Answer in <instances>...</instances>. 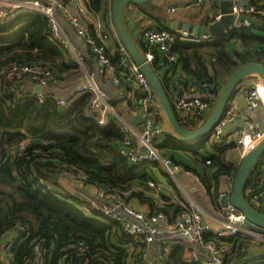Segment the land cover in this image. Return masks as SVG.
Here are the masks:
<instances>
[{
    "label": "trees",
    "instance_id": "trees-1",
    "mask_svg": "<svg viewBox=\"0 0 264 264\" xmlns=\"http://www.w3.org/2000/svg\"><path fill=\"white\" fill-rule=\"evenodd\" d=\"M152 3L138 8L155 18L160 9ZM252 5L263 9L264 0H253ZM87 7L90 13L102 19H107L110 11L113 19L109 0H88ZM157 20L162 24L167 19L158 17ZM157 29L170 28L161 25ZM262 29L257 24L251 29H236L213 43L178 42L172 54L178 57L180 72L185 76L178 79V86L184 89L202 83L225 86L243 66L264 64L261 51L264 36L256 32ZM48 34L49 21L39 14L20 15L9 24L0 22V240L14 234L21 241L12 248V264H35L39 258L44 264H86V258H91L89 255L78 258L76 252H72L69 258H63L66 249L78 242L86 243L96 258L105 260L106 264H132L143 246L125 235L120 226L93 211L85 199L69 192L60 181L81 175L85 178L78 180L81 185L127 194L128 203L136 208L143 206L147 215L164 212L170 223H174L185 208L167 195L160 193L155 197V190L149 185L158 182L155 170L167 178L173 195L182 201L181 193L163 170L152 164L131 166L119 154L121 134L114 125L100 127L85 116L90 94L79 98L64 112L54 104L39 105L16 96L15 82L7 79L16 63L53 66L68 77L80 75ZM138 46L145 52L142 42ZM156 55L158 60L162 58L160 53ZM177 73L175 68L174 76ZM177 117L187 130L203 126H191L187 119ZM208 140L206 137L189 145L167 135L159 149L174 165L197 176L211 203L220 210L221 180L233 181L239 163L230 162L233 145L209 147ZM23 142L27 144L21 150L19 146ZM263 166L264 158L254 169L247 186L264 185ZM245 198L249 202L246 192ZM206 239L226 245L233 256L255 242L243 236L217 239L213 234H208ZM38 245L43 250L41 256L36 252ZM169 258L168 264H188L183 244L174 246ZM248 263L264 264V257L249 259Z\"/></svg>",
    "mask_w": 264,
    "mask_h": 264
},
{
    "label": "built area",
    "instance_id": "built-area-1",
    "mask_svg": "<svg viewBox=\"0 0 264 264\" xmlns=\"http://www.w3.org/2000/svg\"><path fill=\"white\" fill-rule=\"evenodd\" d=\"M208 1L194 0L190 8H200ZM233 1L232 14L236 20L225 35L240 28L251 29L254 21L264 22V8L252 5L253 0ZM244 1L247 4L243 6ZM87 3L88 0H77L78 6L72 8L71 0H0L1 23L9 24L24 14L46 17L49 21L50 41L61 48L70 66L80 72V75L68 77L53 66L16 63L7 76L16 84V96L35 101L39 105L54 104L64 112L79 98L90 94L85 116L100 127L114 125L121 134L119 154L131 166L155 165L177 184L182 201L173 195L171 186L161 182L149 183L150 188L155 190L156 198L160 193L167 195L185 208V212L174 223H170L164 212L147 215L144 210L126 201L127 194L113 189L97 188L91 198L85 199L93 211L120 226L125 235L143 246L142 250H138L134 264H168L173 247L180 244L184 246V259L188 264H249V261H245L249 253L247 246L233 256L229 247L208 241L206 236L213 234L217 239L243 236L264 244V232L252 226L233 206L231 195L227 196L226 191H220V211L218 216H212L194 200L197 186L188 190L182 185L180 175L186 171L174 165L159 149L167 135L178 139L180 137L170 127L162 104L147 78L119 40L111 12L107 19H102V16L89 12ZM176 11V8L169 9L171 13ZM240 17L244 21H238ZM220 18L221 15L213 23ZM219 37L157 28H146L140 34L141 42L145 45L142 54L146 62L155 69L166 86L177 115L187 119L189 125L194 127L206 123L224 86L204 83L187 89L178 86V79H185V76L180 72L179 59L172 54V49L178 42L190 45L213 43ZM157 52L162 55L160 60L157 59ZM175 68L178 69L176 76ZM263 90V84L254 77L245 94L247 113L227 109L220 123L208 136L209 147L233 145L241 161L252 147L264 139V127L256 119L263 106ZM137 117H140V121L134 124ZM231 125L236 127L235 130L227 132ZM26 144L23 142L20 149L24 150ZM77 178L85 180L81 175ZM245 192L248 203L264 215V185L251 184ZM206 216L212 217L218 226L207 222ZM19 242L18 236L14 234L0 240V264H12V248ZM36 252L40 256L43 254L39 245L36 246ZM72 252H76L78 258L91 256L86 258V264H106L105 260L97 259L84 242L70 245L63 258H69ZM35 264L44 262L39 258Z\"/></svg>",
    "mask_w": 264,
    "mask_h": 264
},
{
    "label": "water",
    "instance_id": "water-1",
    "mask_svg": "<svg viewBox=\"0 0 264 264\" xmlns=\"http://www.w3.org/2000/svg\"><path fill=\"white\" fill-rule=\"evenodd\" d=\"M153 1L154 0H115L112 7L114 27L119 36V40L129 52L133 62L139 67L140 71L144 74L152 86L156 96L162 104L170 127L182 141L189 145L195 144L196 142L205 139L213 132V129L222 120L230 102L246 79L258 75L264 83V64L251 63L236 71L223 87L219 99L206 123L197 130H187L179 122L176 110L170 101L166 86L160 80V77L155 69L146 62L140 47L134 42L124 23L123 12L126 6L133 5L135 7H142L152 3ZM218 2L221 10V18L215 23L199 27L192 23H178L174 21L171 24L170 30L173 32L187 31L197 35L210 34L220 37L225 36L226 32L231 28L236 20L235 16L232 14V9L235 3L233 0H218ZM237 20L242 22L244 21V18L240 17ZM254 24L264 27V22L262 21H254ZM37 91L39 93V87L37 88ZM139 121L140 117H137L133 123L136 124ZM263 158L264 139L255 147H252L249 153L239 163L238 169L232 181L230 198L233 206L245 216L247 221L255 228L264 232V215L255 210L245 198L247 182L254 169ZM53 178L54 180H57L56 176H53Z\"/></svg>",
    "mask_w": 264,
    "mask_h": 264
},
{
    "label": "crops",
    "instance_id": "crops-1",
    "mask_svg": "<svg viewBox=\"0 0 264 264\" xmlns=\"http://www.w3.org/2000/svg\"><path fill=\"white\" fill-rule=\"evenodd\" d=\"M113 1L109 0V6L112 5ZM194 0H155L152 5L158 6L160 11L158 14L159 18L167 19L166 22L160 23L157 20V16L152 12L151 15L154 17L147 16L138 7L133 5H128L125 7L123 12V19L128 31L132 37V39H136L138 43L141 42L140 34L146 28H158L163 25L164 27H171V24L176 21L178 23H192L196 26H204L207 24H212L214 19L220 15V6L215 5L214 1L206 2L200 8H190L191 3ZM112 3V4H111ZM219 3V2H218ZM247 1H244L242 5H246ZM77 0H71V7L76 8ZM170 8H176L177 11L175 13L169 12ZM263 31H256L258 35L264 36V27H262ZM261 51L264 52V47L261 48ZM257 80H260L258 77H255ZM254 77H250L244 81V83L240 86L238 92L233 97L232 101L229 104L228 110L235 111L238 113H247L246 102H245V94L246 89L250 82H252ZM260 82L264 84L261 80ZM195 86H198L197 84ZM263 95V106L259 110L256 119H258L259 123L264 127V90L262 91ZM169 127V126H168ZM235 126L231 125L227 128V132H232L235 130ZM230 162L233 164L240 162L239 154L233 149L230 151ZM155 178L158 182L164 183L168 185V180L166 177L161 175L157 170L154 172ZM79 179L75 176L64 178L60 181V184L63 185L69 192H74L78 194L82 199L91 198L95 194V187L86 184L81 185L78 181ZM180 182L186 189H190L192 187L197 186V194L194 196V200L201 203L202 207L207 209L212 216L219 214V209L217 206L211 203L210 197L206 193L205 189L201 185L199 178L194 174L189 175L187 172L180 175ZM226 191L227 196L231 195L232 191V180L231 179H222L221 180V189L220 191ZM219 206L221 203L219 201ZM139 207V205H138ZM141 210H146L143 206L139 207ZM207 222L212 223L214 226H218V223L212 218L207 216ZM263 245V244H262ZM249 251L247 258L245 261H249L248 259L252 258H261L264 257V246L251 244L247 246Z\"/></svg>",
    "mask_w": 264,
    "mask_h": 264
},
{
    "label": "rangeland",
    "instance_id": "rangeland-1",
    "mask_svg": "<svg viewBox=\"0 0 264 264\" xmlns=\"http://www.w3.org/2000/svg\"><path fill=\"white\" fill-rule=\"evenodd\" d=\"M133 40H134V42H135L137 45L139 44V43L137 42L136 39H133ZM253 77H254V76H253ZM259 81H260V80H259ZM263 87H264V84H263ZM175 185H177V184H175ZM195 196H196V195H195ZM196 202H197V201H196ZM197 203H199V202H197ZM199 204L202 206L201 203H199ZM209 213H210V212H209ZM210 215H212V214H210ZM206 218H207V216H206ZM252 244H253V243H252ZM254 244H257V245H258V244H260V242H259V241H257V242L255 241ZM132 264H134V263H132Z\"/></svg>",
    "mask_w": 264,
    "mask_h": 264
},
{
    "label": "bare ground",
    "instance_id": "bare-ground-1",
    "mask_svg": "<svg viewBox=\"0 0 264 264\" xmlns=\"http://www.w3.org/2000/svg\"><path fill=\"white\" fill-rule=\"evenodd\" d=\"M254 77H258L260 80H261V78L258 76V75H255ZM262 81V80H261ZM263 82V81H262Z\"/></svg>",
    "mask_w": 264,
    "mask_h": 264
},
{
    "label": "flooded vegetation",
    "instance_id": "flooded-vegetation-1",
    "mask_svg": "<svg viewBox=\"0 0 264 264\" xmlns=\"http://www.w3.org/2000/svg\"><path fill=\"white\" fill-rule=\"evenodd\" d=\"M240 162H241V161H240ZM240 162H239V163H240Z\"/></svg>",
    "mask_w": 264,
    "mask_h": 264
}]
</instances>
